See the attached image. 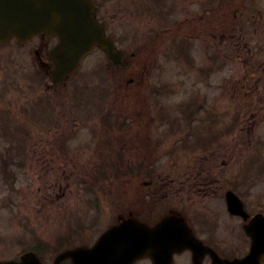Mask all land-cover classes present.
<instances>
[{
	"label": "flooded vegetation",
	"instance_id": "flooded-vegetation-1",
	"mask_svg": "<svg viewBox=\"0 0 264 264\" xmlns=\"http://www.w3.org/2000/svg\"><path fill=\"white\" fill-rule=\"evenodd\" d=\"M96 6L101 18L107 17V7ZM148 9L142 7V29L155 24L158 49L168 45L173 50L172 73L188 76L186 83L174 81L171 89L188 88L190 116L174 118L171 141L165 143L164 105L154 99L163 93L164 85L161 78L154 84L149 78L153 70L162 76L163 51L154 57L146 51L138 60H128L123 53L122 65L110 66L117 81L108 86L110 115L99 113L95 105L103 101L95 95L94 115L85 116L83 102L72 99L68 83L50 82L49 56L55 39L39 36L35 55L50 79L43 85L46 129L40 141L33 139L32 148L27 149L25 166L38 172L33 174L34 183L42 178L44 184L36 192L29 185L27 192L38 195L50 208L65 203L66 212L59 211L64 215L61 227L47 234L34 231L31 217L15 234L0 236V246H7L0 251V264L20 263L27 254L33 264H84L83 255L75 252L94 248L114 229L110 243L102 248L127 250L128 262L133 261L129 264H234L249 254L252 241L246 229L256 217H264V182H260L264 171V0H156L154 15ZM141 69L140 75H134L140 77L134 78L132 70ZM211 71L222 82H231L219 99H208L201 92L211 89L206 82ZM21 86L16 92L31 91ZM226 92H232V107L220 103ZM13 102L20 104L18 98ZM172 108L178 113V104ZM81 130L89 132L90 138ZM29 135L33 137L34 132ZM165 150L172 153L171 164L148 159ZM249 161L259 172L255 179H243ZM237 164L241 173L230 178L228 173ZM133 170L142 172L145 180L113 179L118 172L129 176ZM73 171L98 174L91 180H76L71 178ZM148 171L154 173L150 180ZM229 193L240 202L238 214L228 211ZM73 201L79 207L67 213V203ZM82 201L92 214L95 211L91 225L72 217L75 211L81 213ZM169 215L182 219L195 237L180 252L165 245L163 237L155 246L147 235L141 237ZM259 226L256 223L255 230ZM128 229L133 234H126ZM147 248L143 252L147 256H140L139 250ZM100 263L121 261L92 262Z\"/></svg>",
	"mask_w": 264,
	"mask_h": 264
},
{
	"label": "rangeland",
	"instance_id": "rangeland-1",
	"mask_svg": "<svg viewBox=\"0 0 264 264\" xmlns=\"http://www.w3.org/2000/svg\"><path fill=\"white\" fill-rule=\"evenodd\" d=\"M149 0H100L101 3H104L106 7H141L146 6ZM237 2H243L245 3V0H236ZM137 3V4H136ZM260 3H263V0H260ZM243 9H249V6L243 7ZM262 9V8H260ZM115 11V12H114ZM109 10L107 12V17L104 15L103 20L106 22H109L110 25H113L116 21H121L123 17H120V10L115 9ZM116 13V14H114ZM264 15V12H263ZM123 21V20H122ZM125 24H119L118 29L116 32L115 37L117 36L120 45L123 49H131L130 54L132 52H137L140 49L141 45V37L144 36L145 30L149 32L152 27L148 26L144 29H142L141 26H134V28H127L124 27ZM115 28L111 26V32L114 33ZM143 30V32H142ZM131 31V32H130ZM123 40L121 41V39ZM126 38V39H125ZM128 43V44H127ZM127 44V45H126ZM37 47L36 43H32L31 45L27 47H18L15 44H11L7 47H0V86H3L4 88H10V85L13 83H17L15 79L21 78L23 73H30L31 78L29 80L30 84L34 83V85L39 84V91L35 92H29L25 97L28 100H21V105L17 102L9 101V99H12L13 93L10 92L8 95L6 93H2L3 90L0 88V92L2 93L0 96V100L2 102L6 101L8 102L7 105H5V109H7L9 112H16L18 109L19 114L16 121L18 122L17 126H14L13 118L14 114L10 115V117L7 116L5 110H1L0 112V169L4 168L3 170H0V236L3 234H7L8 236L15 234L18 230L17 227L20 225H25L24 223H28L29 218L34 217V219L29 223L31 227L34 229V231L38 234H47L48 230L50 229H57L61 227V221H64V215H62L60 212L65 207V203L62 204L61 202L58 203L55 207L50 208L47 204H43V199H40L38 195L34 197L35 195H28L27 189L30 186V191H38V189L42 186L43 180L42 178H39L38 180H35L34 182H31L33 180V174H38L37 171H25L18 169V167L13 166V162L20 161L21 163H26L24 155L27 154V149L21 151V149H17L16 139L18 138L19 134L22 132L28 131L29 125L33 126V124L29 121L37 122L35 123V127L38 125V123L44 121L46 117V110L44 107L37 105V104H31L30 106L26 105V107L21 110L23 107L22 104H27L28 101L37 100L41 104H44L43 102H46V94L44 91V83L47 82L45 78H40V74L38 73V69L33 66V52L35 48ZM133 47V48H132ZM172 55V52H171ZM106 58L102 55L100 52H95L93 54L88 62L83 66V68L80 71V74L76 79L72 82V84L68 87L67 91L69 94L77 95L80 92L86 91L87 89L92 92L89 97V102H92V99L94 97L95 91L94 89H90V86L93 85V79L97 77V75L100 73L101 77L99 81H102L104 78L102 76V69H105L107 67L106 65ZM37 73L38 78L34 77V73ZM107 73V71H106ZM111 73V75H110ZM109 73L108 78L110 80V83H115V76L112 73V71ZM174 75V74H173ZM106 76V75H105ZM171 77L170 75H167ZM98 78V77H97ZM96 78V80H97ZM107 78V76H106ZM180 83L182 81H187L188 76H181L180 77H174V79H179ZM21 80L25 81L27 80L26 77H22ZM33 81V82H32ZM20 83L22 81H19ZM106 82V81H105ZM206 82L211 84V89L208 90L206 93L204 91H201L202 94H206L208 99H211V97H217L220 98L222 94V90H225L228 83H224L221 81L220 75L214 74L213 71H211V74L206 76ZM97 82H94V86ZM100 84H105L103 82H99ZM41 86V88H40ZM76 86V87H75ZM15 90V88H14ZM87 90V91H88ZM230 88L228 89V91ZM86 91V92H87ZM86 92H84L86 94ZM88 92V93H90ZM83 94L81 96L83 97ZM33 94V97H30L29 95ZM6 95V96H5ZM79 95V94H78ZM232 92H226V97L220 101V103L227 107H232L234 102H230ZM5 96V97H4ZM23 95L21 94V97ZM42 98V99H41ZM216 98V99H217ZM20 100V99H19ZM83 100H87L83 98ZM38 103V104H40ZM103 104V103H102ZM102 104L97 103L98 111L99 113L103 112ZM2 109L4 107L0 106ZM21 108V109H20ZM4 111V112H3ZM28 114L26 117V120H20L24 119V114ZM34 119V120H33ZM28 121V124L26 122ZM21 127H20V126ZM48 127L50 126L47 124ZM44 125H39L38 130L34 131V136L30 137V146L26 148H32L33 139L34 142H39L40 139L43 137V133L45 132L42 130ZM53 127V126H52ZM54 128V127H53ZM56 130V128H54ZM6 131V132H5ZM13 132H15V137H13ZM9 135L6 136L5 135ZM27 133V132H26ZM27 135V134H25ZM82 135H85L88 139L90 138V135H88L86 132H83ZM13 137V138H12ZM15 139V140H14ZM78 141H72L71 144H77ZM86 149L89 148V145L84 146ZM24 149V148H23ZM21 154V155H20ZM10 155H16V156H10ZM160 160H162V163L164 164H171L172 158L170 155L164 154L160 157ZM8 161L9 164H6ZM163 164V166H164ZM241 167H238L237 165H234L231 170L229 171L230 178L235 175L236 173H241L240 170ZM95 171H73L71 172L73 175L72 177L76 180H85L88 175H91ZM243 179H255L256 176L259 174L254 168L253 162L249 161L247 164H245L243 169ZM160 173V172H159ZM162 173V172H161ZM68 174V173H67ZM164 174H168L165 173ZM260 182H264V171L260 172ZM27 177L29 179H27ZM119 174H115V177L113 179H118ZM236 177V175H235ZM72 178V179H73ZM101 179V178H100ZM27 194L25 197L21 198L20 195ZM21 202V206L17 204ZM83 202V206H81L79 209L81 210V213H78L75 211V214L72 215L74 219H83L82 224H89L91 225L93 216H95V211L93 209V214L91 213V208L89 205L86 204L85 201ZM68 210L67 213H69L70 208L77 209L79 207L78 201H73L72 203H67ZM82 209H83V215H82ZM54 212V214L50 212ZM60 211V212H59ZM65 213L66 211L63 210ZM56 213H60L56 214ZM66 213V215H67ZM69 215H67L68 217ZM33 222V224H32ZM53 231V230H52ZM7 248L6 245L0 246V251H4Z\"/></svg>",
	"mask_w": 264,
	"mask_h": 264
},
{
	"label": "water",
	"instance_id": "water-1",
	"mask_svg": "<svg viewBox=\"0 0 264 264\" xmlns=\"http://www.w3.org/2000/svg\"><path fill=\"white\" fill-rule=\"evenodd\" d=\"M90 0H0V42L16 37L24 42L33 35L44 33L57 36L59 44L52 54L54 82L67 78L79 64L83 55L93 46L107 49L113 59V44L104 38V29L94 18ZM164 220L165 238H172L175 231ZM161 227V225H160ZM260 232L248 230L253 239L248 261H260L264 254V225ZM164 242H170L164 239Z\"/></svg>",
	"mask_w": 264,
	"mask_h": 264
}]
</instances>
